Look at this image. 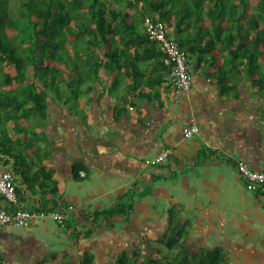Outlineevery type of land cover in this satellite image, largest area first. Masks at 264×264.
<instances>
[{"label": "trees", "instance_id": "1", "mask_svg": "<svg viewBox=\"0 0 264 264\" xmlns=\"http://www.w3.org/2000/svg\"><path fill=\"white\" fill-rule=\"evenodd\" d=\"M147 16L161 19L187 50L189 62L193 56L196 67H207L206 73L213 75L224 91L233 89L239 81L232 87L228 83L245 72L254 85L264 89V0H0V133L5 134L0 142V162L15 172L19 184L22 182L18 191L23 197L29 191L40 193L31 205L45 215L66 206L55 171L41 163V142L28 143V155L21 143L8 139V123L19 132L25 131L19 124L22 120L35 116L43 121L49 109L47 88L60 98L69 92V101L78 100L82 84L88 83L86 92H91L92 82L98 80L103 68L115 76L142 79L151 89L166 81L172 87L171 67L165 63L158 42L144 32ZM147 63L162 70L147 75L141 68ZM37 132L45 134L44 129L34 134ZM185 159L194 165L223 160L237 169L239 163L221 149L206 145ZM181 163L172 151L167 164L157 163L153 181L169 178L167 173L176 175ZM35 164L38 168L34 170ZM84 170L83 164H75L74 178H85L86 173L81 174ZM146 186L140 192L129 189L118 196L115 205L90 212L92 226L84 235H92L97 225L117 227L120 217L135 211L137 198L151 193V185ZM186 205L178 199L161 215L167 217L170 232L147 238L145 255L140 256L137 247L124 248L112 264H229V252L220 241L213 246L204 242L198 248L188 244L194 224L189 210L194 208ZM66 221L64 228L79 236L77 227L71 231L73 224L69 218ZM151 240L158 241L157 245ZM165 248L170 250L161 257ZM175 248H179L176 254L172 253ZM96 256L86 250L80 263L93 264ZM0 264H5L1 250ZM37 264L76 262L69 250L63 249Z\"/></svg>", "mask_w": 264, "mask_h": 264}, {"label": "crops", "instance_id": "2", "mask_svg": "<svg viewBox=\"0 0 264 264\" xmlns=\"http://www.w3.org/2000/svg\"><path fill=\"white\" fill-rule=\"evenodd\" d=\"M191 63L192 87L180 95L174 93L168 81L157 84L151 89L142 79L135 81L134 78L125 75L115 76L111 71L103 68L98 80L90 81L93 84L91 92H86L88 83L82 84L83 92L79 94L78 100L69 101L67 99L69 92L65 98H60L52 88H47L48 114L43 121L35 118L36 130L18 132L8 123V139L13 143H21L28 155L30 152L27 142L32 139L31 133L44 129L41 163L54 169V177L58 181L59 190L66 203L69 221L73 224L71 231L77 227L76 230L81 232L77 236L67 231L72 235L73 245L63 249H69L75 254L81 252L80 255L88 250L97 255L100 249L104 251L116 240L121 241L119 243L131 241L134 235H131L130 231L133 228L137 231L135 226L141 225L139 218L143 215L136 212L134 221H128L129 226L117 225L112 228V231L116 232L114 234L109 227L97 225L93 228L95 232L92 235L85 236L83 231L92 226L88 214L93 211L90 209L91 204L88 206L87 202L93 197L78 196L77 199L81 202L76 203L71 196H65L63 193L64 178L68 176L73 180L75 164L84 165L86 176L93 175L91 180L99 184V190L105 198H108L105 201L113 205L116 204L121 192L124 193L129 189L144 191L145 185L142 186V179L146 177L145 171L147 170L149 175L147 179H150L152 172L158 170L157 165L151 166L150 163L153 157L159 155L166 147L171 148L178 159H181L183 162L181 165H185L187 155L196 153L201 145H206L219 148L228 156H232L237 161H244L255 169L264 167V89L254 85L250 75L245 72L243 77L234 78L228 83V87H232L236 81H239L233 89L224 91L216 78L206 73L207 67H196L193 56ZM141 68L147 75L157 74L162 70L153 63L142 64ZM134 83L137 89H134ZM77 110H82L83 113H78ZM186 121L196 122L200 126L199 132L191 138H188L184 132ZM3 136L5 134L1 132L0 142ZM167 162L168 160L164 163ZM211 162L206 161L204 164ZM213 162L226 164L223 160ZM227 164L231 163L227 162ZM172 165L175 166L176 163ZM37 168L38 164H35L33 169ZM171 173H167V176L175 175ZM221 175L223 174L219 176ZM167 179L163 178L157 182L162 183L165 190L168 189L166 184H171ZM149 185L152 187L150 193L152 195L156 190L153 183ZM92 187L93 184L90 190ZM190 192L195 193L196 190ZM253 192L264 208V198L258 192ZM19 194L21 200L30 206L34 199L40 197V193H31V191L26 193L27 198ZM194 195L197 197L198 194ZM208 198L213 199V196L210 194L206 197ZM139 199L137 198V201ZM177 201L178 196L172 194L166 208ZM184 201L187 203L185 207H199L202 212L205 210L206 225L216 224L218 227L217 231L205 230L206 246H213L215 242L220 241V245L229 252V264H264V240H260L262 237L264 239V217L258 229L257 212L248 208L249 203L244 208L236 207L234 210L230 208L223 211L218 206L205 208L208 204H199L195 198H187ZM159 217L153 223L157 227L163 220H167L161 215ZM35 219L29 225L21 227L36 228L38 224L35 223ZM5 226H0V243L30 241L33 251L36 250L32 253L33 264H37L43 257L56 251L51 249V245L44 238L34 234L13 233L11 227L16 225H7V230L3 229ZM138 236L139 234L137 238L141 237L144 241L151 238V235ZM158 236H153V239ZM112 245L116 248L114 244ZM123 249L122 246L113 253L114 255L109 254V259L114 257L115 260ZM32 255L28 254L30 257ZM100 260L101 254L96 257L93 264H99Z\"/></svg>", "mask_w": 264, "mask_h": 264}, {"label": "rangeland", "instance_id": "3", "mask_svg": "<svg viewBox=\"0 0 264 264\" xmlns=\"http://www.w3.org/2000/svg\"><path fill=\"white\" fill-rule=\"evenodd\" d=\"M43 85V84H42ZM67 94H65L66 96ZM31 121H21L19 122L21 127H25V131L30 132L32 130H36L37 123L35 116H31ZM38 134H32V139L28 140L31 143L33 141L34 143H42V139L44 137V134L42 132H37ZM152 159V158H151ZM156 157L154 156L150 165H158L157 162L154 160ZM222 161V160H220ZM191 161H187L185 165H181L178 167V171L176 175H173L172 177H169L167 180L171 184H166L168 187V191L164 189V186L162 183H157L159 180L153 181V177L150 179H147L149 177L147 170L145 171V178L142 179V186H146V181H148L149 184L153 183L154 194H149L145 196L144 198H140L136 204L137 207L134 212L131 214L125 216H122L118 220V225L127 227L129 226L128 220L132 221L134 218V214L137 212H140L143 214L139 218V222L141 225L135 226L136 230L133 228V230L130 231L131 235H134L133 240H128L122 243H119L121 241H114L115 243H111L107 249H104V251L100 249L101 254V260L99 261V264H104L105 262H108V264H112L114 262V257L112 259H109V254L115 253V251L123 246L124 248H139L140 249V256L145 255L147 253L146 251V244L144 239L142 240L139 236H145L148 237L151 235L150 239H153V236L156 237L157 235L163 236L165 233L170 232V226L167 223V220H163L159 226L153 225V223L158 220L160 215H162L165 211H167L166 206L169 203V197L173 194L178 196L179 201H184L187 198H195L196 201H198L199 204L205 205V208H211L212 206H218L221 207L224 210L226 209H232L236 207H242L246 204H250L251 210H255L258 215L259 220V227L256 225L258 229H260V223H262L264 217V208L262 205H260L259 201L255 197L254 192L250 189H247V185L244 181V179L239 174V171L237 167H235L232 164H226L224 163H215L211 162L210 164H199L194 165L190 163ZM218 162V161H217ZM220 174H223L219 176ZM219 176V177H218ZM93 175L86 176L79 182H76V180L73 177V180H70L68 176H65V184H63V193L65 196H71V198L76 202H81L77 198L81 195H86L93 197V199L90 202H87V205L90 206L92 210L97 208H106L110 207L113 204L106 202L108 198H105L103 196V193L101 190H99V184L96 183L94 180H91ZM218 177V178H217ZM177 179V181H176ZM205 180L207 183L205 184ZM90 181L88 184L87 182ZM92 181V182H91ZM175 183V184H174ZM20 184L22 182L20 181ZM93 187L90 190V186ZM162 185V186H161ZM144 186V187H145ZM147 187V186H146ZM219 187V188H218ZM209 190H208V189ZM134 191V189H131ZM192 190H196L195 193H197V197L194 195V192H190ZM93 193V194H90ZM121 192L120 194H122ZM119 194V195H120ZM213 196V199L208 198L207 196ZM118 195V196H119ZM74 196V197H73ZM173 199V198H172ZM171 199V200H172ZM241 201V202H239ZM182 205L184 203L180 202ZM174 204V203H173ZM248 204V205H249ZM86 206V207H88ZM142 210V211H140ZM188 211V208H186ZM189 216L194 218L193 226L191 227V237L188 241V244H190L192 247H199L198 245L205 242V230L208 229L209 231H217L218 227L216 224H205V210L202 212V210L198 208H194L192 210H189ZM136 217V216H135ZM40 218V219H39ZM163 218H167L166 216H163ZM35 223L38 224L36 228H25L21 226H12L11 229L14 231L13 233H21V234H31V235H37L40 238H44L49 242V245H51L52 250H61L63 248L71 247L73 244L72 235H70L67 230L60 225L53 217L50 215H43L42 217H38L35 219ZM134 221V220H133ZM166 221V222H165ZM165 222V223H163ZM34 223V224H35ZM143 224V225H142ZM7 226V225H6ZM3 227V229H6ZM119 226V227H120ZM145 228V229H143ZM7 230V229H6ZM114 230V229H113ZM111 233H116L115 231H112V228H110ZM156 233V234H154ZM139 234V238H137V235ZM201 235V236H199ZM200 239V240H199ZM146 240V239H145ZM260 240H264L263 237L260 238ZM202 241V242H201ZM151 242L154 245H157L158 241L151 240ZM5 242L0 243V250L5 258V264H33L34 262V256L32 253L36 251L33 246H31V242L26 240H16L14 242L6 243ZM116 247L114 248L113 245ZM148 245V244H147ZM69 250V249H68ZM170 249L165 248L163 253L160 255L161 257H164L165 253H168ZM179 248H175L172 253H178ZM71 258L74 259L76 264L80 263V254L81 252H77L76 254L71 252L69 250ZM32 255V257L28 256V254ZM114 255V254H113ZM96 256V257H97ZM107 260V261H106Z\"/></svg>", "mask_w": 264, "mask_h": 264}, {"label": "built area", "instance_id": "4", "mask_svg": "<svg viewBox=\"0 0 264 264\" xmlns=\"http://www.w3.org/2000/svg\"><path fill=\"white\" fill-rule=\"evenodd\" d=\"M143 29L151 40L158 42L164 54L165 63L171 67L170 80L174 93L180 95L189 90L192 87L193 78L187 50L178 43L174 35L169 33L167 25L161 19L147 16ZM199 130L200 126L196 122H185L184 132L188 138L193 137ZM171 152V148H163L155 161L158 163L167 161ZM238 170L247 187L264 198V168L255 169L244 161H239ZM81 174L84 175L85 172L81 171ZM18 186L15 172L0 162V226H27L35 218L45 215L21 200ZM47 215L66 227L67 208L54 209Z\"/></svg>", "mask_w": 264, "mask_h": 264}]
</instances>
